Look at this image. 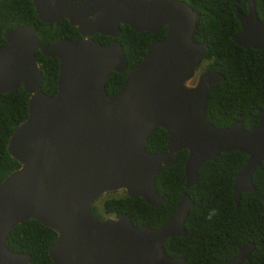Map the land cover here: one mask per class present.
Returning a JSON list of instances; mask_svg holds the SVG:
<instances>
[{"label": "water", "instance_id": "water-1", "mask_svg": "<svg viewBox=\"0 0 264 264\" xmlns=\"http://www.w3.org/2000/svg\"><path fill=\"white\" fill-rule=\"evenodd\" d=\"M30 1L41 23L65 20L79 37L40 45L32 25L2 33L0 93L20 85L28 97L27 115L5 146L18 167L0 181V264L30 263L27 254L10 251L5 243L9 231L26 220L55 233L47 247L53 264H183L184 258L165 253L163 243L185 235L193 205L186 192L156 228L135 226L124 214L100 220L91 207L104 194L122 191L158 208L162 197L155 177L180 150L186 151L185 189L196 184L203 162L219 153L243 152L246 161L231 184L236 205L241 193L254 190L251 175L264 161V111L257 109V122L247 129L240 121L223 128L206 121L208 92L223 77L203 71L193 86L186 85L206 47L192 39L198 14L185 0ZM242 1L246 13L234 11L239 31L231 40L264 51V16L258 19L253 0ZM121 24L135 32L166 31L126 71L119 89L107 94L110 73L125 69L116 40ZM94 34L112 40L99 44L90 38ZM36 51L58 62L53 95L40 89ZM156 128L167 133L165 150L148 152L145 143ZM259 200L264 213V195ZM252 250V244L241 245L225 264H242Z\"/></svg>", "mask_w": 264, "mask_h": 264}, {"label": "trees", "instance_id": "trees-1", "mask_svg": "<svg viewBox=\"0 0 264 264\" xmlns=\"http://www.w3.org/2000/svg\"><path fill=\"white\" fill-rule=\"evenodd\" d=\"M185 1L198 14L192 39L206 47V55L200 61L202 70L214 71L223 77L208 92L204 104L206 121L217 128L228 127L235 121H240L244 129L255 125L257 109L264 111V51L244 49L231 40V35L239 31L234 11L245 12V4L242 0ZM253 1L256 15L261 19L264 0ZM23 25L36 28L40 45L59 38L79 37L76 28L65 20L41 23L30 0H0V46L4 44L2 33L5 30ZM165 31L162 27L155 33L135 32L126 25L119 26L116 40L122 46L125 69L121 73H110L105 82L107 94L119 89L126 71L140 60L152 42L164 37ZM90 38L99 44L112 40L101 34ZM35 58L41 73L40 89L46 95H53L58 62L55 58L42 56L39 51L35 52ZM27 97L20 85L15 90L0 93V181L18 167V163L8 156L5 146L9 135L27 115ZM166 139L165 130L154 129L146 140V151H164ZM185 156V150L177 151L173 163L162 167L156 175L155 189L162 197L158 208L148 206L141 198H128L122 192L101 201L103 214L109 217L124 214L135 226L156 228L172 215L181 194L186 192L193 205L183 224L185 235L164 241L163 249L168 256L184 258L183 264H225L241 245L252 244L253 250L242 264H264V213L259 200L264 195V161L251 175L254 190L241 193L234 205L231 184L244 165L246 155L232 150L203 162L196 184L188 189L183 187ZM213 209L216 214L208 219ZM91 213L97 219H106L94 206ZM54 239L55 233L51 229L35 220H26L9 231L5 243L10 251L27 254L29 264H53L47 255V247Z\"/></svg>", "mask_w": 264, "mask_h": 264}, {"label": "rangeland", "instance_id": "rangeland-1", "mask_svg": "<svg viewBox=\"0 0 264 264\" xmlns=\"http://www.w3.org/2000/svg\"><path fill=\"white\" fill-rule=\"evenodd\" d=\"M203 72L202 70V63H200L198 65V67L196 68V70L194 71V74L192 76V78L190 80H188L186 82V85L187 86H193L194 83L196 82L199 74ZM122 191H116V192H109V193H106L104 194L103 196H101L100 198H98L95 203L93 204L94 208L96 209V211L103 216V218H107L109 216L103 214L102 210H101V201L106 198V197H114V196H118V195H121ZM109 218H113V216H110Z\"/></svg>", "mask_w": 264, "mask_h": 264}, {"label": "clouds", "instance_id": "clouds-1", "mask_svg": "<svg viewBox=\"0 0 264 264\" xmlns=\"http://www.w3.org/2000/svg\"><path fill=\"white\" fill-rule=\"evenodd\" d=\"M215 214V209H213L212 212L209 213L208 219H212L213 215Z\"/></svg>", "mask_w": 264, "mask_h": 264}, {"label": "flooded vegetation", "instance_id": "flooded-vegetation-1", "mask_svg": "<svg viewBox=\"0 0 264 264\" xmlns=\"http://www.w3.org/2000/svg\"><path fill=\"white\" fill-rule=\"evenodd\" d=\"M243 3L245 4V12H241V11H239V12H241V13H246V3L243 1ZM253 6H254V1H253ZM254 10H255V7H254ZM256 13V12H255ZM239 26V25H238ZM233 35V34H232Z\"/></svg>", "mask_w": 264, "mask_h": 264}]
</instances>
